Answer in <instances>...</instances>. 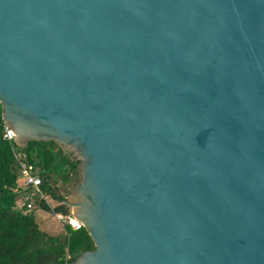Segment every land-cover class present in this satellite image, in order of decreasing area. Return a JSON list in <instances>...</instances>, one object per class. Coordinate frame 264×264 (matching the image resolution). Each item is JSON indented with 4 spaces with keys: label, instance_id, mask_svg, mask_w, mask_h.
I'll use <instances>...</instances> for the list:
<instances>
[{
    "label": "water",
    "instance_id": "95a60500",
    "mask_svg": "<svg viewBox=\"0 0 264 264\" xmlns=\"http://www.w3.org/2000/svg\"><path fill=\"white\" fill-rule=\"evenodd\" d=\"M0 102L78 159L69 264H264V0H0Z\"/></svg>",
    "mask_w": 264,
    "mask_h": 264
},
{
    "label": "trees",
    "instance_id": "16d2710c",
    "mask_svg": "<svg viewBox=\"0 0 264 264\" xmlns=\"http://www.w3.org/2000/svg\"><path fill=\"white\" fill-rule=\"evenodd\" d=\"M5 126L0 102V264H69L94 248L90 235L69 225L66 232L49 233L35 211H70L59 195L66 197L78 180V159L53 140H31L20 147L4 137ZM22 162L38 170V187H18ZM17 197L25 198L22 207L15 205Z\"/></svg>",
    "mask_w": 264,
    "mask_h": 264
},
{
    "label": "built area",
    "instance_id": "2783aa9c",
    "mask_svg": "<svg viewBox=\"0 0 264 264\" xmlns=\"http://www.w3.org/2000/svg\"><path fill=\"white\" fill-rule=\"evenodd\" d=\"M14 135V132L9 127L5 126L4 137L9 140H13ZM20 176L21 179L18 182V187H26L29 185L38 187L41 183V177L38 175V173H36V171L32 170L31 167L27 166L23 162ZM55 215L66 225H69L74 229L83 228V223L73 215L71 208L68 213L55 212Z\"/></svg>",
    "mask_w": 264,
    "mask_h": 264
},
{
    "label": "rangeland",
    "instance_id": "374dc122",
    "mask_svg": "<svg viewBox=\"0 0 264 264\" xmlns=\"http://www.w3.org/2000/svg\"><path fill=\"white\" fill-rule=\"evenodd\" d=\"M38 170H36V173ZM21 176L18 178V182L20 181ZM48 200L51 202L52 205L57 204L56 201L51 200L48 197ZM25 202L24 197H17L15 200V205L17 207H22ZM37 219L39 221V224L41 228L46 230L49 233H58V232H66L67 231V225L60 220L54 212H49L44 209H38L35 211Z\"/></svg>",
    "mask_w": 264,
    "mask_h": 264
}]
</instances>
